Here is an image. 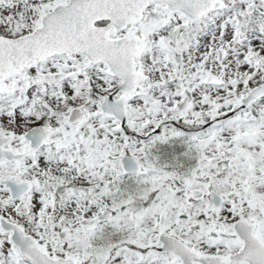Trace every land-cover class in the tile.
Returning a JSON list of instances; mask_svg holds the SVG:
<instances>
[{
    "label": "snow or ice",
    "instance_id": "1",
    "mask_svg": "<svg viewBox=\"0 0 264 264\" xmlns=\"http://www.w3.org/2000/svg\"><path fill=\"white\" fill-rule=\"evenodd\" d=\"M0 264H264V0H0Z\"/></svg>",
    "mask_w": 264,
    "mask_h": 264
}]
</instances>
